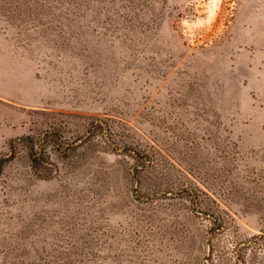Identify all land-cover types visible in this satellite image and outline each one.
<instances>
[{"label": "rangeland", "instance_id": "rangeland-1", "mask_svg": "<svg viewBox=\"0 0 264 264\" xmlns=\"http://www.w3.org/2000/svg\"><path fill=\"white\" fill-rule=\"evenodd\" d=\"M0 264H264V0H0Z\"/></svg>", "mask_w": 264, "mask_h": 264}]
</instances>
